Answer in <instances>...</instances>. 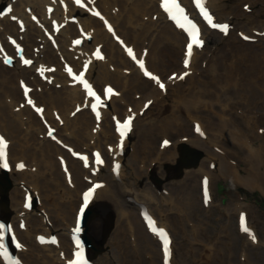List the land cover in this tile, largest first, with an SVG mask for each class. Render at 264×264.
<instances>
[{
  "label": "bare ground",
  "instance_id": "6f19581e",
  "mask_svg": "<svg viewBox=\"0 0 264 264\" xmlns=\"http://www.w3.org/2000/svg\"><path fill=\"white\" fill-rule=\"evenodd\" d=\"M246 1L234 2L243 3V6L252 0ZM3 3H10V0H0V7ZM47 3V0H19L12 4L8 18L0 17V47L11 52L12 48L3 39L14 37L25 47L28 60L33 61L30 69H46L51 66L59 69L61 64L58 59L64 58L77 70L91 58L94 48L101 46L103 60L92 59L87 77L98 89L105 85L115 86L117 96L111 98L106 105L107 109L101 110L100 126L93 134L96 123L88 105L83 103L84 95L77 87H68L69 81L62 72L52 75L53 84L59 85V89H52L41 85L40 78L30 69L22 68L20 61H16L9 69L2 64L3 58L0 57V131L10 142L7 162L9 167L13 164L9 174L13 190L9 194L8 221L13 226L15 223H25L23 231H14L23 244V253L18 255L21 258L20 264H62L60 255L65 257L72 252L69 228L74 226L76 215V211L74 214L72 211L79 204L78 193L87 189L89 180L91 183H105L102 189L95 192L90 205L94 217L88 223L87 234L96 244H102L105 251L94 259L95 264H155L159 254L162 262L160 249L157 251L156 238L147 232L144 224V231L141 229L140 224L143 221L141 218L140 221L137 220L134 210L139 211V206H144L151 215L157 217L158 227L166 228L170 225L180 235L185 230L183 224L197 220L200 209L195 188L186 194V191H169L171 185H183L189 178L197 175L211 179L230 177L237 184L253 190L256 186H264V175L261 176L258 171L264 156V137L257 134L261 124H264V118L248 120L255 115L254 110L257 113L264 111V43H258L261 38H257L259 52L245 49L244 45L234 39L221 42L220 57H234L226 67L213 61L207 63L205 56L196 50L190 59L189 68L183 70V51L179 47L183 45L184 39L166 22L159 8V0H96V10L111 25L113 33L125 44L132 46L137 57L146 60L148 70L165 80L166 93L170 95L164 97L156 84L142 78L135 65L113 42V36L108 34L103 22L94 19L90 14L85 15L71 6L65 13L56 9L54 19L61 22L77 12V23L89 36L90 42L84 41L80 49H73L71 40L80 37V33L75 26L68 24L58 35V49L53 50L38 29L46 22L44 6ZM182 3L188 5L187 0H182ZM203 3L214 13L217 21H232L234 31L256 32V26L264 19V11L253 16L238 13L239 6L229 8L224 0H203ZM26 10L40 18L39 25L35 26L29 21ZM12 17L16 18V25L10 22ZM17 22H21L22 26H17ZM261 31L262 29L259 32ZM33 48L38 49L37 54L29 52ZM203 63L206 69L202 72L199 64L203 66ZM168 71L178 75L187 73L184 82L188 86L183 88L181 82L172 83L166 80L169 77ZM202 76L204 80H201ZM206 76L213 78L205 82ZM214 78L217 80H213ZM20 81H25L32 88L29 99L33 104L44 107L43 118L54 128V137L59 143L80 154L85 152L79 151L103 150L109 156L105 168L109 166L110 173L112 165L121 164L118 176L114 177L111 173L106 180H100L103 179L101 167H94L90 162V169L84 170L79 161L71 159L68 153L46 139L47 130L42 121L27 106L18 85L16 88L14 86ZM208 85H217L220 90L209 89ZM149 101L154 110L144 112V119H141L139 111H143L142 105ZM77 106L81 111L71 116ZM231 110L242 111L240 116L243 121L236 119L234 122L230 115ZM53 112L59 115L58 120L53 118ZM132 114L136 115L133 122L134 135H130L123 143V155H120L113 125L110 128L106 119L115 117L118 120L117 117L126 118ZM184 117L194 123V127L200 128L203 138L195 134L189 139L186 138L187 125ZM245 124H250V127L242 129ZM155 135H159L162 141H167L168 137L183 140L190 149L202 155L195 169L182 170V180H175L173 175L166 174L161 169L166 164L174 163L175 144L168 149L162 147L153 160L158 167L150 168L152 175L161 183V188L148 186L138 173V157L142 152L147 156L154 153ZM251 140L259 142L257 150L252 149ZM127 147L129 150H126ZM226 147L236 149L240 154L248 153L245 163L249 171L247 170L245 177H240L238 171L229 165L228 157L231 154ZM59 158L65 162L70 176L69 182L62 173L57 160ZM18 163L24 164V171H16ZM214 164L213 171L209 166ZM26 194L37 200L35 208L30 212L23 209ZM104 209L111 213L112 230L106 226L108 222L104 217ZM238 211L242 209L238 208ZM201 226V223L197 225V234L193 239L190 236H181V246L187 242L188 247L198 239L207 243V248L199 258L201 263L264 264L262 250L253 249L254 246L250 245L247 236H241L246 242L244 246L239 244L234 247V244L229 243L230 238H233L231 224L221 226L227 232L229 242L226 249L218 251L211 243L216 231L220 229L219 226L214 229H202ZM55 232L60 234L56 248L38 244V237L45 238ZM170 250V264H173L172 245ZM146 258L148 261H145Z\"/></svg>",
  "mask_w": 264,
  "mask_h": 264
},
{
  "label": "rangeland",
  "instance_id": "374dc122",
  "mask_svg": "<svg viewBox=\"0 0 264 264\" xmlns=\"http://www.w3.org/2000/svg\"><path fill=\"white\" fill-rule=\"evenodd\" d=\"M254 1V0H253ZM255 2V1H254ZM242 4V3H241ZM235 2L232 1L229 5L230 8L234 7ZM264 5V3H263ZM256 11L264 10V6L260 4H257L255 7ZM241 11V10H239ZM254 11V10H253ZM214 39H218L215 36ZM232 38H235V35L232 36ZM246 46V45H244ZM250 46L247 45L246 49H251ZM256 49V48H255ZM221 52L215 56L214 59L218 61V65H221L225 67L228 65V62L230 59H232V56H227L225 60L220 57ZM212 88L216 89L214 85H211ZM232 116L235 117L234 112H232ZM232 117V118H233ZM158 136H155V145L154 148L156 149L158 145ZM259 142H254L253 149L257 150V146L259 148ZM243 149V147H241ZM227 151L231 154V160L230 162L233 164L236 171H238L240 177H245L247 174V165L245 163L246 161V153H238L236 149H233L231 147H226ZM144 154L142 153L140 157H143ZM177 161L179 159V156H176ZM201 160V159H200ZM199 160V161H200ZM177 161H175L173 164H168L166 166L162 167V170L167 174V167L176 168L177 167ZM149 164L151 161L148 162ZM258 169L259 174L261 176L264 175V156L262 157V162ZM192 169V168H191ZM249 171V170H248ZM142 177L144 181H146L147 185H153L152 183V174L150 171H143L141 170ZM105 176H108V173H105ZM105 177V178H106ZM177 180H182V176L179 178H176ZM264 179V176H263ZM220 184L216 190L217 185ZM179 186V187H178ZM197 187V188H196ZM222 187V189H221ZM195 188V195L197 197V205L200 209V213L198 215L197 220L193 221L195 225H199L200 223L203 225L201 226L202 229L207 228H215L219 226V230L216 231V234L212 240V245L214 246L215 250H221L226 249L228 246L229 239L227 237V232L221 228L222 225L231 224L232 227V235L233 238H230L231 241L229 242L231 245L234 244V247H237L239 244H241V241L238 239L236 234V212L235 208L237 206V203L239 201H243L240 203H244L243 207L247 209L249 220L251 225L256 229L258 232V235L261 239V242H264V186L261 185L260 187H257L253 189H249L244 187L241 184H237L232 178L227 177H218L215 179L212 183V195H213V205L210 209H202L200 199H199V186H198V177L192 176L189 178L183 185H171V189L177 192H185L186 194ZM12 186L9 189L8 194L11 192ZM202 210V211H201ZM134 215L138 218V212L134 210ZM185 232L181 233L180 235L177 234V232L174 233V246H176V264H203L201 261L198 263V258L201 257L202 252L204 251V246L207 244L203 239H198L197 242H195L192 245H189L187 247V242L184 244V246H181L182 239L181 236H184L188 238H193L194 235L191 234V230L184 224ZM237 239V240H234ZM243 243V242H242ZM263 247V246H261ZM185 252V253H184ZM263 257H264V249L262 248ZM184 253V254H183ZM183 255V256H182ZM187 260V263H186ZM159 257L158 262L156 260V263H159ZM119 264H122L121 262H118Z\"/></svg>",
  "mask_w": 264,
  "mask_h": 264
},
{
  "label": "snow or ice",
  "instance_id": "6c2138e0",
  "mask_svg": "<svg viewBox=\"0 0 264 264\" xmlns=\"http://www.w3.org/2000/svg\"><path fill=\"white\" fill-rule=\"evenodd\" d=\"M76 3L79 4L80 0H76ZM195 3L197 5V7L200 9V12L202 13L204 19L207 21V23L213 27V28H219L221 31L225 32V34H227V29H228V25L226 24H217V23H213L212 17L209 15V13L206 11V9L202 6L201 4V0H195ZM162 7H164L165 11L168 12L169 16L173 19L176 20L177 24L181 27V28H185V23L188 25V27L185 29L188 33V36L190 37V42L187 44V56H191L192 53V48L193 45H197V46H202V41H200L197 37L199 35V30L197 29V26L195 23H193L191 20L188 19V17L184 14V9L182 7H180V5L176 2V0H172V6L168 7L167 4V0H165V3L162 4ZM247 9V6H245ZM10 11V9H9ZM96 15H99L98 13H96ZM13 19H16L15 17H13ZM33 19H35V17H33ZM101 19H103V17H101ZM181 19L185 22V23H181ZM105 23H107V21H105ZM109 32H112V28L109 26L108 28ZM243 39L248 40L249 37L244 35ZM77 43H79V41H77ZM121 43H123L121 41ZM19 51V48L17 49ZM126 51L128 52L129 56H133V50L131 48H126ZM97 55H99V53H97ZM7 62V61H6ZM23 63L25 65H29L32 62L28 59H24ZM189 65V61L186 58L184 60V66L187 68ZM140 67L143 68L144 65L141 62ZM71 74V73H70ZM145 75H150V73H148L147 71L145 72ZM184 75H187V73H184ZM77 79H80L81 83H84V86L86 88V90L88 91L89 95L94 96L95 94L92 92L91 87L83 80V74L80 75V77H74ZM180 79H183V76L179 77ZM151 79H153L154 81H156V83L159 85V87L163 90L164 89V84L160 82V80L156 77V76H151ZM21 87L24 88V92H25V96L27 98V94L29 92V89L27 88L26 85H24L23 81L21 82ZM108 92H111L112 89L109 88L107 89ZM98 99V98H97ZM27 103L30 105H33V101L31 99H27ZM150 103V101H149ZM23 106V105H22ZM96 105H93V108L95 109ZM145 107H147V105H145ZM38 113H42V109L41 108H36L35 109ZM79 110V109H77ZM133 119V117L129 116L127 118V120L124 122L123 127L125 129H127L130 125L131 120ZM117 131L120 132L121 137H123L124 135V131L121 130L120 125L118 124L117 126ZM197 131H199V128H197ZM49 135H52V132L49 131ZM165 144H167L168 142L165 141ZM4 148H5V141L3 137H0V159L3 158L4 156ZM97 162L100 163L101 161H99V158H97ZM4 167H7V164H4ZM19 167H23V165H19ZM102 185L100 184H95L93 185V187L89 188L88 191H86L84 193L83 199H84V203L85 205H87L90 196L93 194V192L95 191L96 188L101 187ZM205 203H207V192H205ZM83 207L81 208V212H83ZM77 223L79 224V219L77 220ZM149 223L151 224V221H149ZM21 227H23V225H21ZM5 226L4 225H0V255H3L6 259L8 258V254L6 249L4 248V244H3V231H4ZM154 231H158L159 236L162 238L163 242H164V264H168V258H169V251H168V238L167 235L164 231V229H153ZM244 231H247V229H243ZM76 231H79V227H77ZM41 242H44V238L43 237H39L38 238ZM52 243H55V239L53 238ZM77 246L79 247V241H77ZM17 247H19V245L17 244ZM76 255L78 257L82 256V253L78 252L76 253ZM13 264H19V262H13ZM70 264H84V262L82 260H75V261H70Z\"/></svg>",
  "mask_w": 264,
  "mask_h": 264
}]
</instances>
